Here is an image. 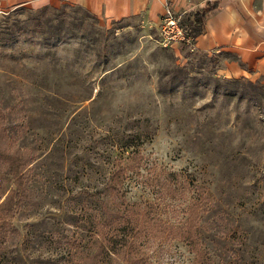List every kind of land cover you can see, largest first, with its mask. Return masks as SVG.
Returning a JSON list of instances; mask_svg holds the SVG:
<instances>
[{"label": "rangeland", "instance_id": "rangeland-1", "mask_svg": "<svg viewBox=\"0 0 264 264\" xmlns=\"http://www.w3.org/2000/svg\"><path fill=\"white\" fill-rule=\"evenodd\" d=\"M188 48L164 46L142 15L111 20L78 5L0 12V146L24 156L27 175L0 264H65L72 253L102 264L80 213L105 198L109 160L131 139L208 196L202 254L162 235L146 248L149 264H264V80L224 76L227 53ZM11 186L0 172V202ZM140 194L151 199L135 188L126 196ZM186 202L162 219L181 224Z\"/></svg>", "mask_w": 264, "mask_h": 264}, {"label": "trees", "instance_id": "trees-1", "mask_svg": "<svg viewBox=\"0 0 264 264\" xmlns=\"http://www.w3.org/2000/svg\"><path fill=\"white\" fill-rule=\"evenodd\" d=\"M214 7L215 4L208 2L199 11L184 17L183 24L191 29L193 36L202 31L206 15ZM3 115L0 110L1 118ZM115 149L109 160L111 168L107 180L98 188V195L105 194V198L99 200V206L91 212L85 209L80 213L85 228L91 237H95L102 254L98 261L102 264H149L146 248L152 239L162 235L177 238L194 252V256L201 255L196 230L201 214L207 209L205 187L195 184L181 170L144 158L133 139ZM24 165L22 154L0 146V172L12 180V186L0 202V241L8 234L11 220L25 197L23 183L27 175ZM134 188L141 193L146 191L151 199L140 194L139 199L131 200L126 193ZM178 199L187 202L179 208L184 221L175 225L162 219V214L178 211ZM65 264H84L83 257L78 258L72 253Z\"/></svg>", "mask_w": 264, "mask_h": 264}, {"label": "crops", "instance_id": "crops-1", "mask_svg": "<svg viewBox=\"0 0 264 264\" xmlns=\"http://www.w3.org/2000/svg\"><path fill=\"white\" fill-rule=\"evenodd\" d=\"M208 2L215 7L195 37V50L227 53L220 68L224 76L264 80V0H0V12L19 5H78L111 20L142 15L158 28L166 6L175 14L184 13V19Z\"/></svg>", "mask_w": 264, "mask_h": 264}, {"label": "built area", "instance_id": "built-area-1", "mask_svg": "<svg viewBox=\"0 0 264 264\" xmlns=\"http://www.w3.org/2000/svg\"><path fill=\"white\" fill-rule=\"evenodd\" d=\"M158 32L164 46H188L190 51L195 49V36L192 35L191 29L182 23V14L173 13L168 6L160 17Z\"/></svg>", "mask_w": 264, "mask_h": 264}]
</instances>
